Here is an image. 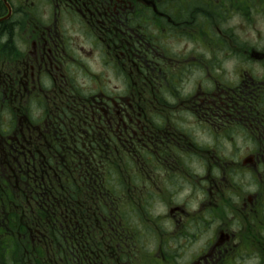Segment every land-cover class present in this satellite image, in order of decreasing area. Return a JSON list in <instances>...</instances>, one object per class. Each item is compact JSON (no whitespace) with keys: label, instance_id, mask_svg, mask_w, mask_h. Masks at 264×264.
<instances>
[{"label":"flooded vegetation","instance_id":"flooded-vegetation-1","mask_svg":"<svg viewBox=\"0 0 264 264\" xmlns=\"http://www.w3.org/2000/svg\"><path fill=\"white\" fill-rule=\"evenodd\" d=\"M8 1L0 264H264V0ZM89 161L108 210L74 202L69 252ZM113 190L151 195L147 234Z\"/></svg>","mask_w":264,"mask_h":264},{"label":"trees","instance_id":"trees-1","mask_svg":"<svg viewBox=\"0 0 264 264\" xmlns=\"http://www.w3.org/2000/svg\"><path fill=\"white\" fill-rule=\"evenodd\" d=\"M8 1V0H7ZM9 2V1H8ZM7 15V9L3 2L0 0V18ZM21 20L16 17H11L9 20L4 21L0 23V32L9 33L12 34V27L14 24H19L17 21ZM10 38H8V41ZM7 41V42H8ZM8 45H0V52L5 51L7 49ZM88 138V137H87ZM95 164L91 161L80 164V179L79 182V189L75 186V177L73 175L72 171V162L65 163L67 165L68 169L64 170V176H63V194H62V200H63V219L64 221V247L63 249L66 250L69 248V252H71V234H72V228H73V220H74V202L80 201L82 203H98L97 210L99 212H105L108 210L107 204L109 203V200L107 199V194L104 192L103 188L104 186H100L99 189L91 188V183L95 180L96 182H102L103 176L101 175H93L92 173L95 172L96 167ZM102 166H104V163H101ZM120 163H117L118 168L120 169ZM95 191V192H94ZM56 198V195H54ZM111 202L113 204L112 208L116 213L118 214V217L122 218H128V220H136L139 219L143 226H144V234H147L150 230L149 225L152 223V210L151 208V202L150 194H143L140 195V197L136 201L129 200V202H134L133 206L123 207L125 204V200L121 195L116 194L113 190L111 195ZM129 198H137V196H129ZM138 203H143V206L141 208H137L136 206ZM83 211L86 212V207L83 208ZM51 229H48V234L50 235ZM51 235H56V232H53ZM67 241V242H66ZM56 242L53 244V251H56L55 247ZM71 254H65L64 256H57L56 257V263L59 259H66L67 257H70ZM58 264V263H57Z\"/></svg>","mask_w":264,"mask_h":264},{"label":"rangeland","instance_id":"rangeland-1","mask_svg":"<svg viewBox=\"0 0 264 264\" xmlns=\"http://www.w3.org/2000/svg\"><path fill=\"white\" fill-rule=\"evenodd\" d=\"M251 35L253 36L254 39H257V37H258V36L256 35V33H253V34H251ZM99 69H100V68H98L97 65L94 66V70H95V71H98ZM95 71H94V72H95ZM246 186H247V185H246L245 181H243V183H242V187L245 189Z\"/></svg>","mask_w":264,"mask_h":264},{"label":"water","instance_id":"water-1","mask_svg":"<svg viewBox=\"0 0 264 264\" xmlns=\"http://www.w3.org/2000/svg\"><path fill=\"white\" fill-rule=\"evenodd\" d=\"M4 3H5V0H2ZM7 6V8H8V11L10 12V8H9V6L8 5H6Z\"/></svg>","mask_w":264,"mask_h":264}]
</instances>
